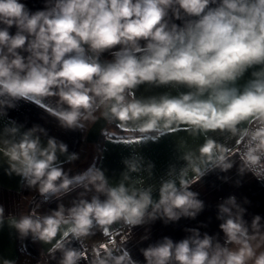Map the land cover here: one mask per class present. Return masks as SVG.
<instances>
[{
	"label": "clouds",
	"instance_id": "obj_1",
	"mask_svg": "<svg viewBox=\"0 0 264 264\" xmlns=\"http://www.w3.org/2000/svg\"><path fill=\"white\" fill-rule=\"evenodd\" d=\"M0 25V108L57 97L66 107L55 115L68 129L104 118L141 133L185 125L193 132L236 135L239 125L254 123V130L241 133L249 145L241 159L264 179V0H45V7L34 12L20 0H0ZM13 27L14 35L9 31ZM105 53L112 58L101 63ZM249 70L250 78L237 86ZM143 84L189 91L138 99L134 90ZM37 132L45 130L34 126L19 142L4 140L0 152L13 171L46 194L58 190L62 171L55 166L57 152H67V145L50 137L43 146ZM228 151L211 138L199 149L222 171L232 167ZM185 158L191 163L190 156ZM124 163L127 172L116 186H109L99 169L89 177L103 200L94 195L67 210L60 205L43 218L23 216L15 227L23 236L32 233L51 243L63 226L78 239L89 235L94 222L104 227L123 220L137 226L157 218H195L202 211L203 201L190 190L193 181L185 178L186 170L179 183L163 180L154 199L152 186L143 187L141 179L129 175L141 170L140 162L132 158ZM192 170L203 174L198 166ZM59 188L68 190L69 181ZM3 211L0 207V216ZM243 212L234 196L219 205L220 215L227 217L220 225L225 245L192 229L179 242L165 237L142 249L146 264H264L261 217H253L250 231ZM56 250L62 251L60 264L82 259V253L59 241L49 251ZM108 255L94 264H137L126 253Z\"/></svg>",
	"mask_w": 264,
	"mask_h": 264
},
{
	"label": "crops",
	"instance_id": "obj_2",
	"mask_svg": "<svg viewBox=\"0 0 264 264\" xmlns=\"http://www.w3.org/2000/svg\"><path fill=\"white\" fill-rule=\"evenodd\" d=\"M20 2L26 4L33 12L45 7V0H20ZM174 22L181 23V21ZM0 27L4 26L0 25ZM9 31L14 35L16 28L13 27ZM18 51L25 57L28 55L23 50ZM110 56L109 53H105L101 58L111 60ZM250 74L251 70L237 82V86H243L250 78ZM187 91L189 90L184 86L157 87L143 84L138 86L134 93L138 99H147L164 94L175 96ZM57 100V97H49L42 103L20 100L15 102L16 106L13 108H0V148L4 147V140L19 142L23 133L34 126L45 130L44 133L34 134L40 137L43 146L47 145L50 137L67 145V152H57L55 166L62 171V176L56 181L58 190L46 194H41L38 186H30L23 176L13 171L8 158L0 152V207L4 210L0 216V264H4L5 260L11 261L12 264H60L62 251H49L58 241L65 248H72L81 253L78 240L67 231V226L62 227L61 232L51 243H46L32 233L21 235L14 221L27 215H32L34 219L43 218L51 215L60 205L67 210L74 202L78 203L81 199L90 201L94 195L100 196L103 200L105 196L96 193L88 183L89 177L99 169L103 171L109 186H116L127 172L124 161L132 158L140 162L141 170L130 173L131 179H141L143 187L152 186L154 199L159 198V187L163 180L176 179L179 183L178 177L181 171L186 170L185 178L193 181L190 190L198 193V199L203 201L204 205L195 218L181 217L177 221L167 220L166 217L157 218L137 226L119 220L101 227L105 231L123 227V231L118 233L122 254L130 255L137 264H146L142 249L162 242L165 237L173 242H179L191 236L192 229H196L201 238L204 234H208L214 238V242L219 241L221 245H225L226 236L220 225L227 217L220 215L219 205L231 196H234L237 205L244 209L243 219L247 222L250 231L252 219L256 215L261 217V225L264 226V182L245 167L241 159L243 154L238 149L244 137L241 133L250 124L239 125L236 135L219 130L206 134L193 132L185 125L178 127L174 125L168 130L141 133L134 127L121 129L117 127L118 122L113 120L110 122L112 127L108 133H123L128 136L113 137L104 134L99 140L97 158L93 162L91 148L86 140L91 122H84L83 128L62 127L55 113L66 106L59 104ZM12 128H17L18 131L12 133L10 131ZM209 138L229 150L225 155L232 167L227 171H222L207 157L200 156L199 149ZM72 154H75V159L70 158ZM189 156L191 163L185 158ZM193 166L200 167L203 174L195 173L192 170ZM64 180L69 181L68 190L59 188ZM125 183L127 185L130 181ZM233 212L235 213L236 209H233ZM226 246L235 247L231 244ZM108 258V253L101 251L100 259ZM79 264L88 263L82 256Z\"/></svg>",
	"mask_w": 264,
	"mask_h": 264
},
{
	"label": "built area",
	"instance_id": "obj_3",
	"mask_svg": "<svg viewBox=\"0 0 264 264\" xmlns=\"http://www.w3.org/2000/svg\"><path fill=\"white\" fill-rule=\"evenodd\" d=\"M244 138V137H243ZM264 171V169H262ZM97 224H93L88 236L76 238L80 245V251L88 264H94L101 257V251H105L113 256L121 255L122 245L118 233L123 231V227L113 228L109 231L98 229ZM106 246V247H102Z\"/></svg>",
	"mask_w": 264,
	"mask_h": 264
},
{
	"label": "rangeland",
	"instance_id": "obj_4",
	"mask_svg": "<svg viewBox=\"0 0 264 264\" xmlns=\"http://www.w3.org/2000/svg\"><path fill=\"white\" fill-rule=\"evenodd\" d=\"M92 124H93V122L90 123L89 128L91 127ZM255 127H257V125L253 123V124H250L248 129L251 131V130H254ZM110 131H111V123L108 120H106L104 126L99 130L96 140L94 142H88V144L90 145V148H91L90 150H91L93 162H95V160L97 158L98 143H99L100 138L104 134H108V132H110ZM240 144L241 145L238 146V149L243 154L246 151L247 147L249 146L248 145V137L244 136V138L242 139V143H240ZM261 180H262V182H264V179H261ZM261 250H264V249H261Z\"/></svg>",
	"mask_w": 264,
	"mask_h": 264
},
{
	"label": "water",
	"instance_id": "obj_5",
	"mask_svg": "<svg viewBox=\"0 0 264 264\" xmlns=\"http://www.w3.org/2000/svg\"><path fill=\"white\" fill-rule=\"evenodd\" d=\"M109 59H104L100 57V62L104 63ZM106 120L104 118H100L97 121L93 122L91 127L88 129L87 134H86V140L88 142H94L97 138V134L99 130L104 126Z\"/></svg>",
	"mask_w": 264,
	"mask_h": 264
},
{
	"label": "trees",
	"instance_id": "obj_6",
	"mask_svg": "<svg viewBox=\"0 0 264 264\" xmlns=\"http://www.w3.org/2000/svg\"><path fill=\"white\" fill-rule=\"evenodd\" d=\"M110 58H112V57L110 56ZM111 127H112V124H111ZM108 136H113V137H114V136L126 137V136H128V135H125V134H123V133H118V134H114V133L111 134V133H108ZM240 143H242V140H241ZM240 145H241V144H239V146H240ZM97 228H98V229H101V226L98 225Z\"/></svg>",
	"mask_w": 264,
	"mask_h": 264
}]
</instances>
